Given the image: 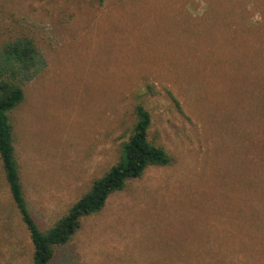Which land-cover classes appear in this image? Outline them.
I'll return each instance as SVG.
<instances>
[{
	"label": "rangeland",
	"instance_id": "rangeland-1",
	"mask_svg": "<svg viewBox=\"0 0 264 264\" xmlns=\"http://www.w3.org/2000/svg\"><path fill=\"white\" fill-rule=\"evenodd\" d=\"M122 1L0 0V49L30 37L45 60L8 114L41 229L117 162L138 104L150 113L148 139L171 158L82 217L50 264H264V105L253 106L248 74L256 35L221 55L204 31L192 67L170 36V8L128 11ZM253 3L248 24L263 16ZM175 4L197 16L207 9L205 0ZM218 31L224 45L230 37ZM218 62L225 75L214 88ZM32 254L0 161V264H33Z\"/></svg>",
	"mask_w": 264,
	"mask_h": 264
},
{
	"label": "trees",
	"instance_id": "trees-1",
	"mask_svg": "<svg viewBox=\"0 0 264 264\" xmlns=\"http://www.w3.org/2000/svg\"><path fill=\"white\" fill-rule=\"evenodd\" d=\"M100 3L103 0H99ZM177 0H124L120 7L132 11L136 7L146 10L165 8L171 12V37L179 41L181 49L189 51L188 62L195 65V56H201L207 48L203 41L204 31H209L224 55L232 45L242 48L243 44L256 35L255 49L248 74L250 83L256 93L252 97L253 106L264 105V0H205L206 11L200 16L191 15L181 5H171ZM105 2V0H104ZM125 2L130 5H125ZM263 8L261 21L248 24L247 17L252 14L254 3ZM137 5H135V4ZM130 8V9H129ZM170 8V9H169ZM134 12V11H133ZM126 24H132L126 22ZM134 24H132L133 26ZM220 26V27H219ZM214 30L227 34L230 39L222 45ZM263 31V32H262ZM262 32V33H261ZM261 33V34H260ZM215 55H219L218 48ZM219 63V62H218ZM220 63L213 76L216 83L212 85V75L209 76L210 86L216 88L217 79L224 76ZM45 66V60L30 37H21L6 42L0 49V161L10 196L22 223L29 233L33 246V264H50L58 247L67 244L79 229L81 218L98 212L105 204L108 196L121 190L127 181L139 178L150 165H168L171 161L168 153L148 139V129L151 123L150 113L143 105L135 108V121L128 138L121 145L119 159L102 176L95 179L90 189L76 200L71 207L52 225L41 229L36 223L23 193V185L15 158L12 128L9 122V112L24 99V83L39 73ZM220 73V74H219ZM192 82V81H191ZM192 88H197L195 81ZM260 96V100H257ZM251 104V101H250Z\"/></svg>",
	"mask_w": 264,
	"mask_h": 264
}]
</instances>
